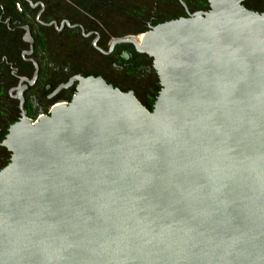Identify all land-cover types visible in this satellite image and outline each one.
I'll use <instances>...</instances> for the list:
<instances>
[{"label": "water", "instance_id": "1", "mask_svg": "<svg viewBox=\"0 0 264 264\" xmlns=\"http://www.w3.org/2000/svg\"><path fill=\"white\" fill-rule=\"evenodd\" d=\"M241 0L150 27L159 92L76 77L9 126L0 264H264V13Z\"/></svg>", "mask_w": 264, "mask_h": 264}, {"label": "flooded vegetation", "instance_id": "2", "mask_svg": "<svg viewBox=\"0 0 264 264\" xmlns=\"http://www.w3.org/2000/svg\"><path fill=\"white\" fill-rule=\"evenodd\" d=\"M240 4L264 13V0ZM208 10V0H0V143L23 115L34 122L68 103L76 77L146 96L150 59L112 43Z\"/></svg>", "mask_w": 264, "mask_h": 264}, {"label": "rangeland", "instance_id": "3", "mask_svg": "<svg viewBox=\"0 0 264 264\" xmlns=\"http://www.w3.org/2000/svg\"><path fill=\"white\" fill-rule=\"evenodd\" d=\"M128 86H132V88H134L135 90L138 91V92L136 91V93H137V96H138V99L140 100V102H142L144 105H146L148 110H151L153 103L155 101V98L159 92L158 82H157V78H156L155 74L152 73V77H151L149 83L146 84V86H148V91L146 93V96H144V94H142L134 85L129 84ZM8 160H9V158H7L6 160H3L0 163L1 168H3L8 163Z\"/></svg>", "mask_w": 264, "mask_h": 264}, {"label": "trees", "instance_id": "4", "mask_svg": "<svg viewBox=\"0 0 264 264\" xmlns=\"http://www.w3.org/2000/svg\"><path fill=\"white\" fill-rule=\"evenodd\" d=\"M139 102H140V100L139 99H137ZM146 109H147V107H146V105H144L142 102H140ZM4 154V155H3ZM7 158H9V154L5 151V149H3V148H0V163L3 161V160H6ZM0 168H1V166H0Z\"/></svg>", "mask_w": 264, "mask_h": 264}, {"label": "bare ground", "instance_id": "5", "mask_svg": "<svg viewBox=\"0 0 264 264\" xmlns=\"http://www.w3.org/2000/svg\"><path fill=\"white\" fill-rule=\"evenodd\" d=\"M137 41L139 40V39H136Z\"/></svg>", "mask_w": 264, "mask_h": 264}]
</instances>
